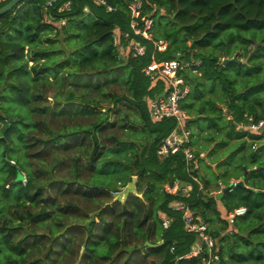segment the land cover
Returning <instances> with one entry per match:
<instances>
[{"label":"trees","instance_id":"16d2710c","mask_svg":"<svg viewBox=\"0 0 264 264\" xmlns=\"http://www.w3.org/2000/svg\"><path fill=\"white\" fill-rule=\"evenodd\" d=\"M9 1H0V7ZM46 1L23 0L0 15V34L10 29L8 39H0V93L12 85L13 102L22 107L16 113L1 110L0 103V248L6 263L175 264L176 255L198 242V234L185 226L184 211L172 207V202L181 201L197 220L209 223L214 249L220 254L214 264H230L227 255L236 257V264H264V138L236 122L247 112L264 114V0H142L138 16L141 26L142 16H151L154 37L169 41L165 51H156L158 59L179 58L189 64L180 73L191 90L180 104L192 115L188 124L193 144L194 122L200 129L219 130L225 125L220 123L224 116L227 131L255 142L248 152L237 156L233 151L223 162V175L243 178L245 185L219 194L212 191L206 173L196 171L202 188L190 176L182 152L164 158L157 152L176 119L151 116L150 100L166 83L143 70L152 59L154 44L133 30L130 4L134 0H107L114 10L97 0H70L68 8L62 7L66 0L49 7ZM87 14L90 24L83 31L63 23H83ZM46 26L56 30L54 36L67 31V36L77 37L71 43L75 47L71 62L56 58L52 63L56 49L43 43L51 41ZM135 39L146 43L145 54L133 55ZM221 54L228 59H221ZM49 75L61 77L60 93L67 85L74 86L67 97L74 105L46 112L42 101L52 85ZM121 102L137 107L142 130L150 134L122 183L137 175V190L144 196L130 192L125 201L114 198L113 191L120 188L104 184L97 166L107 148L126 141L123 131L129 127L130 114L111 117L112 103ZM209 139L218 137L213 133ZM20 145L21 155L14 154ZM240 148L245 149V144ZM119 161L106 158L104 173L120 166ZM56 165L74 167L73 176L54 175ZM175 179L192 184L188 195L165 191V183ZM239 205H246L248 211L232 224L226 211ZM162 214L172 218L168 228L162 225ZM215 220L218 225L211 227ZM244 243L249 244L245 250L240 245ZM201 255L187 260L188 264H197Z\"/></svg>","mask_w":264,"mask_h":264},{"label":"built area","instance_id":"2783aa9c","mask_svg":"<svg viewBox=\"0 0 264 264\" xmlns=\"http://www.w3.org/2000/svg\"><path fill=\"white\" fill-rule=\"evenodd\" d=\"M2 1V0H0ZM62 0H47L46 6H54L56 3ZM102 4L107 5L108 10H114L115 6L108 3L107 0H97ZM71 1L66 0L62 3L63 8L70 7ZM143 5L142 0H134L130 4L132 9L133 19L131 25L133 30L143 35L145 38L151 40L154 44V53L151 61H149L143 68V70L154 78H163L166 83V92L164 95H158L150 100V112L151 116L155 120H162L164 118H175L176 126L172 129L160 143L157 152L161 158L170 156L177 152H182L185 156V162L187 171L190 176L200 183V187H204L202 179L198 176L200 173V167L198 166V157L205 156V153L198 155L197 150L193 144V129L189 126V120L192 118L185 108L182 107L180 101L191 90L190 84L186 81L183 73H180V69L188 66V63L182 62L179 58H164L158 59L156 51H165L168 48L169 41L165 38H155L152 32L154 25V19L151 16H142L144 20L143 26L140 25L138 16L140 15ZM118 33V32H117ZM115 34L116 43H118V34ZM129 32L126 33V36ZM132 53L134 56L145 54L147 51V45L140 39H135L132 44ZM239 128L249 130L253 133L262 134L264 138V114L259 116L255 113H245L242 120H237ZM197 162V163H196ZM23 182H27V176L24 175ZM240 182V178L234 177L229 182H224L222 179L218 180V187L216 190H212L215 194L231 190L236 187ZM193 188L190 183H183L180 179H175L173 182L165 183L164 189L168 193H182L188 195ZM174 209L184 211L185 226L188 231L196 232L198 234V242L192 246V248L183 254H178L175 257V264H188L187 260L191 259L197 254H201V259L197 264H214L220 260V254L215 251V238L209 232V224L206 221L197 220L196 215L191 211L189 205L185 202L174 201L171 203ZM248 211L246 205H239L233 209L226 211V216L230 223H235L237 218L246 214ZM162 225L168 228L172 222V218L166 214H162ZM175 246H172L174 251Z\"/></svg>","mask_w":264,"mask_h":264},{"label":"rangeland","instance_id":"374dc122","mask_svg":"<svg viewBox=\"0 0 264 264\" xmlns=\"http://www.w3.org/2000/svg\"><path fill=\"white\" fill-rule=\"evenodd\" d=\"M86 11H89L88 7H85ZM85 22L80 23H70L66 20H64L63 23L67 24V28L69 29H76L78 31H83L85 27L90 24V16L83 15L82 16ZM50 20V16L47 17L46 21ZM47 25V24H46ZM47 28V29H46ZM44 28V31L46 30V33L49 37H51V41H44L43 43L45 45L50 44L52 49H56L55 53L53 54L52 63L56 61V58L58 61L60 59L66 58L69 59L71 62L73 57V48L71 43L74 39L77 37H70L67 36L66 33L60 34V36H54L56 33L55 29H52L51 26H46ZM9 28H7V31L2 32L0 34V39H8V33ZM242 51V50H241ZM31 51L28 53V57L30 56ZM220 54V52H219ZM221 59H227L223 54L219 55ZM245 60V59H244ZM70 62L64 66V68H67L70 66ZM34 61L32 59L29 60V65H33ZM186 67V66H185ZM184 67V68H185ZM63 68V71L60 75H62L65 71ZM196 70V69H195ZM181 71V69H180ZM6 74L2 75V78L6 77ZM9 78V76L7 77ZM5 79V78H4ZM15 80V77L10 78V80ZM49 79L52 82V85L50 87L49 95L43 99V103H45L48 107L47 113H57L62 109L63 107L66 108L68 104L71 105L75 104V101L70 102L68 101L67 97L70 94L71 91H75L74 86L67 85L65 87V90L60 93L61 90V84L62 79L59 76V80H57L54 76L49 75ZM6 81V80H5ZM124 83H126V80L123 79ZM15 93V89L12 87V85L7 84L5 87H3L2 92L0 93V103L3 105V108L1 110L7 109L15 111L16 113L22 112V107L13 101V95ZM214 96H218V92L214 94ZM221 96V94H219ZM262 99L263 96H261ZM127 103V102H126ZM124 102H121L118 105H114L112 103L111 105V117L114 118L116 115H119L120 112H124L126 114H130V119H128L129 127L126 128L127 130L123 131V137L126 141L122 142L119 146H113L112 148H107L104 152L103 157L98 161V174H101V181L104 184L110 185L112 187H118L123 188L124 185L122 183L127 178V174L129 169L131 168V165L135 158L137 157L136 153H139L143 146L145 144H148L150 141V134L148 132L142 130V124L139 123L140 121V114L136 106L133 104H126ZM259 107H262V104H258ZM260 109V108H259ZM3 112V111H2ZM5 113V112H3ZM111 118V119H112ZM8 121L3 120V124H6ZM220 123H225V125H222L223 128L217 130L216 127L213 126H205L204 129H200L199 126L194 122L193 126L196 131V143L194 145V148L198 150L200 153H205V156H199L198 157V166L200 167V173L204 172L206 173L207 177L211 180L210 187L214 190L218 187V180L222 179L224 182H229L230 179L234 178L235 176L230 177L229 175L225 176L223 173L225 172V165L224 161L228 159L231 156V153L234 151L236 152L237 156H239L242 152H248L252 142L255 144L254 141L248 136L243 137H237L235 133L227 131L228 129V122H227V116H224L220 119ZM28 126H32V124L29 122ZM51 128L58 129L57 127L51 125ZM49 131H45V135H48ZM215 133L218 137L217 141H212L209 139L210 135ZM14 137L18 139V136L14 134ZM67 137H60L59 140H67ZM225 140V141H224ZM244 143L246 148L241 149V144ZM20 144V140H19ZM23 146L20 145L19 148H14L13 153L21 155V151ZM92 148V145L91 147ZM3 149V146L1 145L0 150ZM215 149V150H214ZM214 150L212 154L210 152ZM7 151V150H5ZM197 151V152H198ZM112 157V159L120 160L115 167V169H112L110 172H105L102 168V163L105 162L106 158ZM24 159V156L22 157ZM12 162H15V160H11ZM28 164V162H26ZM45 166V165H44ZM51 167V166H50ZM103 171V172H102ZM102 172V173H101ZM53 174L56 176H66V177H72L74 174V167H63L56 165L55 170H53ZM230 177V179H229ZM229 179V180H228ZM242 178H240L241 180ZM203 183V181H202ZM219 221L215 220L214 222H211V227H214L218 225ZM209 224V223H208ZM210 227V225H208ZM247 243L240 244L242 249L245 250V248L248 245ZM248 248V247H247ZM228 262L230 264H236V257H230L229 255L226 256ZM7 257L6 253L3 252L2 248H0V264H7Z\"/></svg>","mask_w":264,"mask_h":264},{"label":"water","instance_id":"95a60500","mask_svg":"<svg viewBox=\"0 0 264 264\" xmlns=\"http://www.w3.org/2000/svg\"><path fill=\"white\" fill-rule=\"evenodd\" d=\"M21 1H23V0H10L6 4H4L3 6L0 7V15H4V14L8 13L12 9H14ZM258 45H259V43L255 44V48ZM250 55H251V52L249 53L247 58H245V60H243V61L247 62ZM233 59H235V58H233ZM165 92H166V89H164L159 95H164ZM245 175H246V173H245ZM137 177H138L137 175H133L132 179L126 185H124L123 188L116 190V191H113L114 198L125 201L130 192L138 193L141 197H143L144 196L143 192H138V190H137ZM239 185H245L243 178L240 180ZM226 191H227V189H226Z\"/></svg>","mask_w":264,"mask_h":264}]
</instances>
